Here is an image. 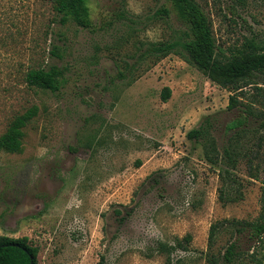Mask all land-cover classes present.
Here are the masks:
<instances>
[{"label":"rangeland","instance_id":"rangeland-1","mask_svg":"<svg viewBox=\"0 0 264 264\" xmlns=\"http://www.w3.org/2000/svg\"><path fill=\"white\" fill-rule=\"evenodd\" d=\"M87 1L90 27L61 23L48 0H0V134L16 114L37 108L22 150H0V235L27 236L37 264H97L102 256L103 264H164V256L147 255L176 238L189 250L171 256L205 264L212 223L258 215L264 141L256 146L260 132L249 116L240 143L259 151L258 177H249L242 157L243 197L222 204L218 167L186 133L208 117L221 149L233 132L226 125L246 103L264 111V76L260 89L246 86L239 107L228 109L231 92L181 54H145L149 43L185 29L170 0ZM197 1L219 51L246 39L264 44V0ZM50 64L64 71L61 87L28 86L26 70ZM232 239L223 226L214 247ZM239 244L264 264V246L246 235Z\"/></svg>","mask_w":264,"mask_h":264},{"label":"trees","instance_id":"trees-1","mask_svg":"<svg viewBox=\"0 0 264 264\" xmlns=\"http://www.w3.org/2000/svg\"><path fill=\"white\" fill-rule=\"evenodd\" d=\"M59 15L61 23L73 21L82 27L91 26L90 11L87 0H48ZM178 18L184 23L182 34L170 40L151 42L145 47V54L149 53L157 57H164L169 53L177 52L185 60L193 63L204 75L217 85L228 89L231 94L228 97V109L239 107L238 94L244 93L246 86L258 85L257 77L264 76V44L261 45L252 39H246L239 47H234L229 54L217 49L213 34L212 21L197 0H170ZM161 13H168L162 8ZM52 53H56V46L51 47ZM28 86L42 90L57 91L64 81V71L55 64L48 66L31 67L24 75ZM264 83V80L263 82ZM169 95V89L165 87L162 98ZM251 103H246L240 109L238 117H234L226 128L233 130L226 143L219 149L216 139L212 134L213 124L208 117L195 128L187 131L186 136L190 140L202 142L206 159L218 167L219 200L222 204L236 202L243 197L240 178L236 174L239 160L247 158L249 177H258V165H253V156L259 152L250 146L240 143L241 136L246 132L245 127L249 116L256 120V130L260 132L256 146L261 147L264 141V111L255 112ZM37 108L32 105L24 112L16 114L9 122L6 130L0 134V150L6 152H20L24 127L36 114ZM243 133V134H242ZM246 148H245V147ZM248 147V148H247ZM250 155V156H249ZM260 209L253 220L223 219L211 224L208 235L207 248L201 251L205 264H260L257 257L250 253L248 257L239 244L241 235H246L248 240L254 241L259 247L264 246V181L260 186ZM121 213L120 210H116ZM226 222V223H225ZM225 226L231 233L232 240L222 249L214 247L216 235ZM188 241V237L185 238ZM151 252L165 257L164 264H180L190 256L187 253L171 256L176 251L187 252L188 246L182 239L176 238L173 242L158 241ZM36 246L32 245L27 236L10 237L0 235V264H37ZM31 257V258H30ZM249 261L250 263L246 262ZM102 256L97 264H103Z\"/></svg>","mask_w":264,"mask_h":264},{"label":"water","instance_id":"water-1","mask_svg":"<svg viewBox=\"0 0 264 264\" xmlns=\"http://www.w3.org/2000/svg\"><path fill=\"white\" fill-rule=\"evenodd\" d=\"M30 258H31V257H30ZM30 264H33V263H32V258H31V262H30Z\"/></svg>","mask_w":264,"mask_h":264}]
</instances>
